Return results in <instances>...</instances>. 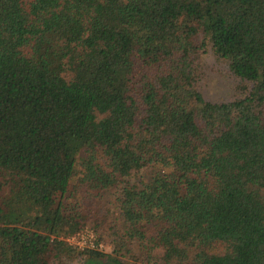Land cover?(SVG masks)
I'll use <instances>...</instances> for the list:
<instances>
[{"label": "trees", "instance_id": "16d2710c", "mask_svg": "<svg viewBox=\"0 0 264 264\" xmlns=\"http://www.w3.org/2000/svg\"><path fill=\"white\" fill-rule=\"evenodd\" d=\"M75 260L264 264V0H0V264Z\"/></svg>", "mask_w": 264, "mask_h": 264}, {"label": "rangeland", "instance_id": "374dc122", "mask_svg": "<svg viewBox=\"0 0 264 264\" xmlns=\"http://www.w3.org/2000/svg\"><path fill=\"white\" fill-rule=\"evenodd\" d=\"M199 36L200 38L205 37L203 34H199ZM206 46L207 49L201 56L200 75L197 82V88L203 98L210 102H229L242 97L245 88H248L250 83L233 75L223 60L214 55L207 44ZM112 200V191L103 190L91 197L88 204L92 209H98L99 214L105 215L112 221L113 218L118 216V211L113 209ZM105 208H107V211ZM71 236H73L70 239L72 244H69L76 249L90 250L87 245L92 241L99 244L97 252L103 254L113 253V245L107 240L109 237L103 234L104 241L99 240L95 232L89 227H85L68 237ZM76 243L80 244V246ZM63 264H85V262L83 260H75L64 261ZM133 264L145 263L143 261H134Z\"/></svg>", "mask_w": 264, "mask_h": 264}, {"label": "built area", "instance_id": "2783aa9c", "mask_svg": "<svg viewBox=\"0 0 264 264\" xmlns=\"http://www.w3.org/2000/svg\"><path fill=\"white\" fill-rule=\"evenodd\" d=\"M73 236H71V237H67V238H65V241L66 242H68V244L69 243H71V238H72ZM72 244V243H71ZM78 246H80V244H78V243H76ZM70 245V244H69ZM98 247H99V244L97 243H94V242H92V241H90L89 243H88V245H87V248L88 249H90V250H98Z\"/></svg>", "mask_w": 264, "mask_h": 264}]
</instances>
